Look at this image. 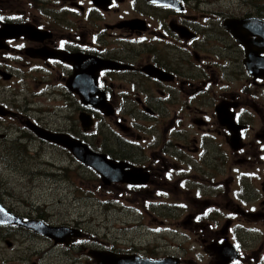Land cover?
<instances>
[{
  "label": "flooded vegetation",
  "instance_id": "1",
  "mask_svg": "<svg viewBox=\"0 0 264 264\" xmlns=\"http://www.w3.org/2000/svg\"><path fill=\"white\" fill-rule=\"evenodd\" d=\"M235 2L0 0V162L53 149L48 175L76 165L96 181L81 198L133 215L171 247L100 241L76 219L50 220L55 206L12 212L80 229L67 245L48 239L73 253L70 264H98L93 252L264 264V40L236 22L264 21V1L246 11ZM37 132L84 146L102 166Z\"/></svg>",
  "mask_w": 264,
  "mask_h": 264
},
{
  "label": "rangeland",
  "instance_id": "2",
  "mask_svg": "<svg viewBox=\"0 0 264 264\" xmlns=\"http://www.w3.org/2000/svg\"><path fill=\"white\" fill-rule=\"evenodd\" d=\"M240 1V9L246 11L252 8L251 3L254 0ZM232 2L239 4L235 0ZM57 125L63 124H56L52 128ZM38 153L35 159L27 156L23 162L14 159L19 163L0 162V194L5 208L13 213L15 211L28 214L33 206H55L58 213L51 215L50 220L72 223L76 219L81 222V227H87L86 230L100 241L105 240L106 243L112 244L119 240L126 242L137 238L141 240V244L148 242L150 249L170 250V245L166 246L161 239L154 238L155 234L147 233L133 215L107 213L100 205L94 203V200L86 202L81 198V191H86V185H96L94 179H84L81 168L66 161V171L57 176H50L48 173L56 172V169L45 166L44 163H55L53 156L58 154L53 149L38 150ZM6 155L10 158L9 153ZM39 213L45 216L43 212ZM72 227L73 225L69 228L73 229ZM168 240L170 243L175 242L172 237ZM180 245L186 250L192 249L187 243ZM72 260H75L73 253L54 246L48 239L30 235H26L24 239L17 230L7 231L0 227V264H70Z\"/></svg>",
  "mask_w": 264,
  "mask_h": 264
},
{
  "label": "water",
  "instance_id": "3",
  "mask_svg": "<svg viewBox=\"0 0 264 264\" xmlns=\"http://www.w3.org/2000/svg\"><path fill=\"white\" fill-rule=\"evenodd\" d=\"M233 31V30H232ZM234 36L242 42V35L240 33L234 34ZM38 136L45 138L47 141H53L61 143L69 151H71L76 158L83 162V164L88 165L95 169L97 172L102 166L100 163L101 157L92 153L86 148L81 147L76 144L74 141L66 139V141H58L60 138H52L51 136L43 135L37 132ZM107 165V164H106ZM2 224H14L27 229H30L42 236H45L54 241L55 244L63 243L66 244V241L71 237L79 236L78 230L66 229V228H53L48 227L38 221H27L23 222L21 219L15 217L14 215L8 213L0 206V225ZM7 246L10 247V244L7 243ZM93 257L98 261L99 264H161L162 262H150V261H140L134 257H125V256H113L112 254L105 253L103 255H93ZM171 264H174L173 262Z\"/></svg>",
  "mask_w": 264,
  "mask_h": 264
},
{
  "label": "snow or ice",
  "instance_id": "4",
  "mask_svg": "<svg viewBox=\"0 0 264 264\" xmlns=\"http://www.w3.org/2000/svg\"><path fill=\"white\" fill-rule=\"evenodd\" d=\"M0 19H2V17H0Z\"/></svg>",
  "mask_w": 264,
  "mask_h": 264
},
{
  "label": "bare ground",
  "instance_id": "5",
  "mask_svg": "<svg viewBox=\"0 0 264 264\" xmlns=\"http://www.w3.org/2000/svg\"><path fill=\"white\" fill-rule=\"evenodd\" d=\"M65 245H67V244H65Z\"/></svg>",
  "mask_w": 264,
  "mask_h": 264
}]
</instances>
